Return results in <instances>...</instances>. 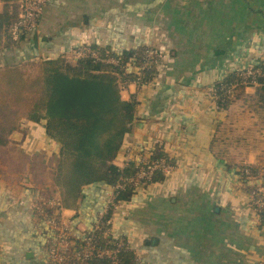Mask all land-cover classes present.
<instances>
[{"label":"crops","instance_id":"1","mask_svg":"<svg viewBox=\"0 0 264 264\" xmlns=\"http://www.w3.org/2000/svg\"><path fill=\"white\" fill-rule=\"evenodd\" d=\"M82 23L88 27L79 29ZM80 42L116 53L141 44L169 52L148 86L129 82L120 90L122 99L134 97L137 104L115 163L124 165L128 146L133 153L157 146L173 169L118 204L116 233L146 264H264V226L250 204V190L264 184V127L251 147L247 141L215 144L219 124L241 135L258 117L242 100L219 109L211 99L217 81L264 55V0H50L37 31L21 46L32 49L27 56H57ZM13 131L20 137L11 132L8 145L32 166L8 178L0 165V264H45L43 236L28 205L43 189L59 197L52 185L59 145L40 121L24 120ZM221 145L224 155L216 151ZM252 165L261 166L256 177L241 175ZM109 187H85L64 213L79 228L88 226Z\"/></svg>","mask_w":264,"mask_h":264},{"label":"trees","instance_id":"2","mask_svg":"<svg viewBox=\"0 0 264 264\" xmlns=\"http://www.w3.org/2000/svg\"><path fill=\"white\" fill-rule=\"evenodd\" d=\"M0 1L4 6L0 11V33L6 35L7 43H10L7 47L16 53L17 60H12V57L5 59L1 56L3 50H0V141L7 140L13 130L20 129L23 120L38 123L40 119H46L45 134L59 145L52 172L53 185L61 204L67 208L75 207L85 187L118 185L123 177L136 171L133 164L120 168L115 158L135 121L137 101L134 97L127 100L121 98L118 81L122 70L118 66L95 63L90 58L68 59L63 54L50 56L47 52L25 55L32 49H22V44L14 43L10 34V27L19 13L18 0ZM42 17L43 13L40 22ZM84 23L77 27H88ZM91 45L102 54L119 57L123 63L129 62L135 52L139 54L142 50L139 46L116 53L109 46ZM156 71L154 67L149 69L144 80L148 81ZM234 78L232 74L223 81H233ZM259 83L251 95L244 93L242 85L234 87L229 96L220 95V109H227L229 104L242 100L249 103L248 109L256 114L258 121L248 126L241 135L229 133L227 123L219 124L215 144L247 141L251 147L256 141V136L264 127V75L259 78ZM216 149L224 155L222 145ZM162 156L165 153L155 146L151 152L152 159ZM246 167L253 175L261 168L260 165ZM163 178L164 175L157 172L152 181ZM116 191L115 201L118 202L129 200L136 193L127 184ZM258 215L263 224L264 211ZM132 258L130 251L124 252L122 264H130ZM91 264L110 263L93 259Z\"/></svg>","mask_w":264,"mask_h":264},{"label":"built area","instance_id":"3","mask_svg":"<svg viewBox=\"0 0 264 264\" xmlns=\"http://www.w3.org/2000/svg\"><path fill=\"white\" fill-rule=\"evenodd\" d=\"M49 1H17L18 17L10 27L11 39L14 43H24L37 31L44 7ZM140 47H142L141 52L139 54L135 52L127 63H123L115 55L102 54L100 50L92 47L91 42L72 45L67 53L73 59L90 58L95 63L103 62L118 66L122 70L118 81L120 90L129 82H133L137 88H145L156 78L160 66L166 64L169 52L150 44H142ZM152 67L157 71L148 81H145V73ZM129 73L134 74L133 77L129 76L131 75ZM233 75L235 76L233 81H217L211 89V99L219 109L221 107L220 95L229 96L237 85L253 87L260 84L259 78L264 75V55L259 57L257 63H247L237 67ZM151 152L152 150L133 153V149L125 148L127 159L120 168L133 164L136 171L130 176L123 177L122 183L109 187L110 190L106 191L102 206L86 227L79 228L73 217L64 213V206L58 196L45 197L34 193L28 205V212L43 236L41 249L45 264H91L93 259L106 260L110 264H122V254L129 251L133 255L130 264H146L143 256L133 248L131 242L124 235L116 233L113 213L121 202L115 201L117 189L124 188L126 184L135 190L143 188L153 182L152 178L155 173L165 175L173 169L168 157L152 159ZM254 174L248 167L241 169V175L244 177L253 178L258 175ZM250 204L257 214L264 211L263 183L256 184L250 190ZM262 220L264 222V217Z\"/></svg>","mask_w":264,"mask_h":264},{"label":"rangeland","instance_id":"4","mask_svg":"<svg viewBox=\"0 0 264 264\" xmlns=\"http://www.w3.org/2000/svg\"><path fill=\"white\" fill-rule=\"evenodd\" d=\"M7 42H8V40L6 38V35L3 32H1L0 33V50H3L1 56L4 57L5 59H10V57H12L13 58L12 60L17 61L16 60V53L15 52H12V51H9L12 48L11 49H8L7 46H9L10 43H7ZM18 49H20V48H18ZM63 53H64V56L66 58L71 59V56H70L69 53H67V50L61 52L60 54H63ZM30 69L33 70V68H31V67H30ZM27 70H29V68H27ZM8 144L9 143H8L7 140L0 141V152L2 151V153H0V165L2 167L7 168V170H8L7 173H3V174H5L6 177H8V178H11L13 176H17L16 174L19 173V172L20 173L23 172L22 174H25L26 175V173H24V170H25V168H28L29 166H32L31 165L32 164V161H31L32 159L31 158L29 159V157L23 156L18 150H16L13 146H10ZM127 148L134 149V146H128ZM33 159L35 160V158H33ZM35 175L36 174H31V176H33L34 179L36 178ZM2 176H4V175H2ZM43 177L44 176H42V178ZM12 179L14 180V178H12ZM39 180L40 179L38 177V180L36 179V181L38 182ZM52 185H53V180H52ZM48 191H49L48 189H47V191H45L43 189V190H41V192H39V194L42 195V196L47 197L48 195H50V193H48Z\"/></svg>","mask_w":264,"mask_h":264},{"label":"water","instance_id":"5","mask_svg":"<svg viewBox=\"0 0 264 264\" xmlns=\"http://www.w3.org/2000/svg\"><path fill=\"white\" fill-rule=\"evenodd\" d=\"M40 122L43 123V124H45L46 123V119H40ZM14 133H15V131H12L10 137H15V138H19L20 137L19 134H16L15 135Z\"/></svg>","mask_w":264,"mask_h":264}]
</instances>
